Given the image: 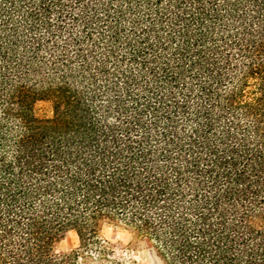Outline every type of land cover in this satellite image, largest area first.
I'll return each mask as SVG.
<instances>
[{
    "label": "trees",
    "instance_id": "1",
    "mask_svg": "<svg viewBox=\"0 0 264 264\" xmlns=\"http://www.w3.org/2000/svg\"><path fill=\"white\" fill-rule=\"evenodd\" d=\"M106 227L264 264V0H0V264H134Z\"/></svg>",
    "mask_w": 264,
    "mask_h": 264
},
{
    "label": "rangeland",
    "instance_id": "2",
    "mask_svg": "<svg viewBox=\"0 0 264 264\" xmlns=\"http://www.w3.org/2000/svg\"><path fill=\"white\" fill-rule=\"evenodd\" d=\"M102 236L110 240L114 246V257L115 258H128L133 259L134 264H161L160 260L155 254L148 250L146 241L137 242V250L131 251L127 249L129 242V235L122 229H113L112 227H106ZM79 246V240L74 231H68L66 234L55 244V250L59 253H67L69 251L77 249ZM77 264H94L84 262L82 259L77 261Z\"/></svg>",
    "mask_w": 264,
    "mask_h": 264
}]
</instances>
